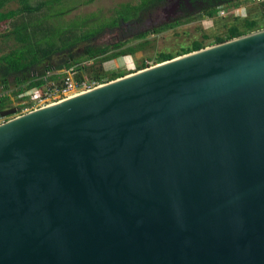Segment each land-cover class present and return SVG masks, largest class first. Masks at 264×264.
Listing matches in <instances>:
<instances>
[{
	"label": "water",
	"instance_id": "obj_1",
	"mask_svg": "<svg viewBox=\"0 0 264 264\" xmlns=\"http://www.w3.org/2000/svg\"><path fill=\"white\" fill-rule=\"evenodd\" d=\"M0 264H264V27L0 123Z\"/></svg>",
	"mask_w": 264,
	"mask_h": 264
},
{
	"label": "trees",
	"instance_id": "obj_2",
	"mask_svg": "<svg viewBox=\"0 0 264 264\" xmlns=\"http://www.w3.org/2000/svg\"><path fill=\"white\" fill-rule=\"evenodd\" d=\"M11 1H18V7L7 9ZM165 1L127 2L114 8L107 18L99 13H91L81 18L66 20L65 16L76 5L60 6L64 0H0V24L10 23L9 28L0 32V85L6 88L12 84L14 95L19 99V95H23L33 87L47 84L50 81L64 82L68 76V70L73 72L77 80L90 77L102 83L150 66L151 64L144 60L136 70L130 72L115 70L105 77L98 68H94L96 64H102L106 60L123 55L134 54L140 48V44L124 46L125 44L120 41L96 43L95 38L106 29L120 26L123 22L142 21L147 12L157 9ZM242 1L236 2L235 5H240ZM222 6L223 4L216 3L211 9L205 11V14L215 16ZM261 6L264 10V2ZM203 15L201 13L192 18ZM174 24V22H166L155 29L142 31L136 37L145 38L152 31L160 32ZM243 25L244 28L237 24L231 25L226 35L216 36L210 44L264 27V23L259 24L255 19L250 18L245 19ZM210 44L196 39L192 44L183 46L178 51H162L154 64ZM79 47L82 48V53L77 52ZM81 56L91 59L92 62L82 64L79 60ZM22 98L25 97L22 96ZM11 101L10 95L0 96V110L10 107ZM30 105L31 103L20 102L18 111L21 112Z\"/></svg>",
	"mask_w": 264,
	"mask_h": 264
},
{
	"label": "rangeland",
	"instance_id": "obj_3",
	"mask_svg": "<svg viewBox=\"0 0 264 264\" xmlns=\"http://www.w3.org/2000/svg\"><path fill=\"white\" fill-rule=\"evenodd\" d=\"M138 1L139 0H64L60 6L76 5V7H74V9L65 16L66 20L81 18L91 13H99L103 17L107 18L112 14L114 8L120 4L127 2L137 3ZM239 1L241 0H232L231 2L220 3L221 5L223 4L220 10H225V14H222V12L220 13L219 11V13L215 16H208L205 12H203L204 15L197 18H192L194 15L189 14L179 20L173 21L175 23L174 26L160 32L152 31L148 33L145 38H137L136 35L140 30L152 28L158 23V21L161 22L176 15L170 9L171 2L163 8L159 7L147 12L142 18V22L140 24L132 23V21H126V25L123 24L118 27L108 28L95 38L96 43H111L114 41H120L125 44L124 46L140 44V48L134 54H127L121 57L106 60L102 64H96L94 68H98L105 77L109 76L112 71L115 70L130 72L132 70H136L138 65H140L144 60L148 61L149 64L154 65L160 52L168 50L178 51L181 47L192 44V42L196 39L202 40L205 44H210L215 40L216 36L226 35L229 28L233 24H237L244 28V20L247 18L255 19L259 24L264 23V10L260 3L243 0L240 5H235V3ZM18 5V1H11L8 3L7 9L16 8ZM150 14L152 15L149 17ZM130 22L132 24H130ZM9 27V22L0 24V32L5 31ZM77 52L82 53V48L79 47ZM79 60H81L82 64H89L92 62L91 59H86L82 56L79 57ZM69 72L71 77L74 78L73 72L70 70ZM87 79L93 82L95 81L90 77ZM95 83L97 85L101 84L98 81H95ZM13 89L14 86L12 84L6 88L0 85V96L7 94L10 95L12 99L10 107L7 108H17V113L0 117V123L29 110L25 108L21 112L18 111V104L20 102L28 103L30 99L26 97L22 98L24 95H19V99L16 98Z\"/></svg>",
	"mask_w": 264,
	"mask_h": 264
},
{
	"label": "built area",
	"instance_id": "obj_4",
	"mask_svg": "<svg viewBox=\"0 0 264 264\" xmlns=\"http://www.w3.org/2000/svg\"><path fill=\"white\" fill-rule=\"evenodd\" d=\"M249 1L253 3L264 2V0ZM221 12L222 14H225V10L222 9L220 10V13ZM95 86H97L95 81L93 82L87 79H74L73 77H71L70 72L68 70V76L65 78L64 82L58 83L56 81H50L47 84L36 86L26 91L23 95L24 97L30 99L28 103H31L30 106L26 107V109L32 110L41 106H45L47 104L62 100L77 93L91 89Z\"/></svg>",
	"mask_w": 264,
	"mask_h": 264
},
{
	"label": "flooded vegetation",
	"instance_id": "obj_5",
	"mask_svg": "<svg viewBox=\"0 0 264 264\" xmlns=\"http://www.w3.org/2000/svg\"><path fill=\"white\" fill-rule=\"evenodd\" d=\"M232 0H167L164 2L163 5L160 6V8L164 7L165 5H167L169 2H171V6L170 9L171 11H173L174 14H176L175 16H173L170 19H166L163 21H158L157 24H155L152 28L149 29H155L156 27L165 24L166 22H173L176 20L181 19L182 17H185L189 14H192L194 16L199 15L209 9H211V7L213 5H215L216 3H223V2H231ZM159 8V7H158ZM152 14L149 15V17ZM148 17V18H149ZM147 18V19H148ZM147 21V20H146ZM142 21H134L132 23H137L140 24ZM130 22V24H132ZM124 25L127 24V22H123ZM122 24V25H123ZM129 24V25H130ZM118 27V26H117ZM147 29H142L138 32V34L142 31H145Z\"/></svg>",
	"mask_w": 264,
	"mask_h": 264
},
{
	"label": "crops",
	"instance_id": "obj_6",
	"mask_svg": "<svg viewBox=\"0 0 264 264\" xmlns=\"http://www.w3.org/2000/svg\"><path fill=\"white\" fill-rule=\"evenodd\" d=\"M261 3H262V2H261ZM261 3H260V4H261Z\"/></svg>",
	"mask_w": 264,
	"mask_h": 264
}]
</instances>
